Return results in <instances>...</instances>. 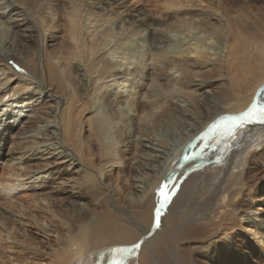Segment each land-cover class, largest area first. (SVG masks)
Returning <instances> with one entry per match:
<instances>
[{"label":"bare ground","instance_id":"1","mask_svg":"<svg viewBox=\"0 0 264 264\" xmlns=\"http://www.w3.org/2000/svg\"><path fill=\"white\" fill-rule=\"evenodd\" d=\"M119 1L86 0L90 24L80 30L76 2H69L68 12L56 0L29 5L0 0V23L12 39L6 55H0V160L6 157L5 166L10 164L7 172L0 171V264H88L91 256L92 264H110L108 249L132 242L141 243L142 254L137 249L128 264H175L164 250L166 240H191L201 231L228 236L221 213L230 223L244 212L243 218L264 234V219L243 207L254 201L249 180L264 166V147L252 156L248 176L239 185L227 184L243 158L264 143V126H245L234 138L212 142L213 134L202 139L216 118L246 109L264 88V14L240 19L228 0H210L204 8L198 0H164V10H176L175 16L149 19L115 11ZM246 18L256 27L245 29ZM190 25L203 37L191 36ZM58 27L70 42L57 39ZM20 31H30L22 35L35 37L38 50L24 52ZM120 31L130 33L120 37ZM182 35L190 40L179 39ZM130 40L147 48L144 54L124 47ZM99 102L106 109L102 122L82 119L86 107ZM161 107L154 122L144 115ZM187 126L193 131L190 141L170 158L162 175L139 165L140 157L155 153L151 137L159 128ZM109 135L116 140L111 148ZM199 180L202 187L193 189ZM165 182L172 199L156 227L157 192ZM27 186L46 187L28 203L31 207L16 194ZM255 190L264 199V184ZM111 191H116L114 198ZM64 194L70 198L58 199ZM55 201L76 208L59 219L52 209L50 216L35 212L43 202L51 208ZM97 201L98 208L103 206L97 217L81 205ZM62 220L68 230L64 236L53 228Z\"/></svg>","mask_w":264,"mask_h":264},{"label":"rangeland","instance_id":"2","mask_svg":"<svg viewBox=\"0 0 264 264\" xmlns=\"http://www.w3.org/2000/svg\"><path fill=\"white\" fill-rule=\"evenodd\" d=\"M19 1L23 2L26 5H29L31 2V0H19ZM56 1L61 3L68 12L71 11V4H69V2L72 1V2L78 3L79 4L78 16L81 19L80 30L87 27L86 26L87 24H90V22L88 23L87 20L85 19V14H86V9H87V5L85 4L86 0H56ZM88 1H92V0H88ZM212 1H220V0H212ZM228 1H229V3L232 4L233 8L235 7L234 8L235 11L233 13L235 15L240 14V15H237V17L240 16V17H238L240 19H243L245 16H249L247 18L253 19L254 15L260 16V15H262V13L264 14V11H262V10H264V0H228ZM13 2H16V0H13ZM209 2H210V0H198V1H196V4H198V5H200V7L204 8ZM164 3H165L164 0H120L116 5H114L113 8L115 11H120V13L125 12V11H126V13L132 12L136 16L140 15L141 17H145V18H149V19H163V16H165L166 14H171V16H175V12H177V11L171 10L169 13H167L164 10V7H165ZM244 3H245V6H244ZM123 6H126V7L123 8ZM189 8H190V6H188V8H183L182 11L187 10ZM239 10H241V11L244 10L245 13L241 14V13H239ZM259 11L261 14L259 13ZM179 15H181V14H179ZM60 17H61V15L58 16V18H60ZM182 18L184 19V17H182ZM247 18L243 21V23H245V26H243V27H245V29H248V30H250L252 28V26H254V28H255L256 25L254 23H252L251 21H249V19H247ZM62 19L65 20L66 18L62 17ZM172 20H174V19H171V21ZM70 21H71V19L69 18V22ZM46 22H48V21H46ZM129 27L130 26L128 25L127 28H129ZM189 28H190L191 36H195V37L202 36L203 37V35H198V33L200 31H199L197 26L190 25ZM91 29L92 30H89V32L92 31L91 33H93V28H91ZM131 29L132 28H130V30ZM22 33L30 34V31H20V39H21V42L23 45L24 52H34V51L38 50L37 39L33 36L24 37L22 35ZM127 33H130V32L120 31L121 35H119V36L124 37ZM54 35L57 36V39L63 40L65 42H70L69 38L64 36L63 30L61 27H58V29ZM176 35L180 36L179 33H176ZM89 38L90 37H88L87 40ZM109 39L111 40V38H109ZM179 39H184L185 41L190 40V38L185 36V35H182ZM11 42H12V39L8 35H6V33L4 32V26L0 23V55H6V53H7L6 47L9 46ZM111 42H112L111 43V48H112L111 50H113V48L116 47V45H115L116 42L114 40ZM192 42L194 43L195 41H192ZM211 42L214 43L215 40L213 39L212 41L208 42V44ZM124 47L130 48L131 51H134L137 55L144 54V52L147 49V48L146 49L143 48V45H139L134 40L127 41V43L125 44ZM74 92H75V90L73 89L72 93L74 94ZM123 108L125 111L127 110L126 113H128V107L125 105V106H123ZM90 109L93 111L92 114L89 113ZM163 109L164 108L161 107L159 109L154 110L153 112H150V110H147V112L144 115L146 116V118L149 121L154 122L156 120L157 115L159 116L163 112ZM105 110H106L105 104L103 102L92 103L90 106H87L86 109L84 110V114H83L82 119H85V120L100 119V121L102 122L103 119H102V117L100 118V116L105 112ZM131 114H133V113H130V115ZM174 122H176V121H174ZM192 134H193L192 127H189V126H187L185 128L184 127L177 128L176 130H172L171 128H169V129L159 128L153 134V137H151V138H154L156 140L157 147H156L155 153L153 155H143L142 157H140L139 158V165L143 168L149 169L153 173H156L158 175H162L164 167L168 164L170 158L173 155H176L178 153V151L181 149V147L190 141ZM112 137H113L112 135H109V138L106 140V144H109L108 148L113 147L114 142L116 141L115 138L114 137L112 138ZM101 139L102 140L105 139V136H103ZM213 141H214V138H213L212 142ZM263 147H264V143L261 144L259 146V148H257V149L255 148L250 155H247L243 158L241 166H240L241 167L240 170L237 172V174L235 176H233L231 179H229L227 181L228 185H232V186L236 185V184L239 185L241 183V181L245 177L248 176L247 169L250 166V163H252V156L256 153H259ZM108 148H106L105 150H107ZM218 148L212 149L211 152L217 150ZM263 153H264V151H263ZM7 160H8V158H6V157H3L0 160V171L7 172L9 165H10V164H8L7 166H5V161H7ZM2 162H3V164H1ZM132 165H133V167L135 166L134 163H132ZM219 167H220V165L209 168V171L213 170V169H217ZM126 169L129 170V169H131V167L129 166ZM257 171L255 174L252 173L253 176L250 175L251 178L249 180L250 181L249 182L250 187H251V189L249 191V193H250L249 196L252 199H254V201L249 203V205H247V206H246V201H245L243 204V207H245V209L248 208V210H252L255 213L257 212L261 216V219H264V199H262L263 198L262 195H257V191L255 190V188L258 185L264 184V181H263L264 180V177H263L264 176V166L258 168ZM257 177H259V178H257ZM5 178H8V177L4 176L3 179H5ZM257 179H260V180L255 182V180H257ZM252 181H254L253 183H255V185L252 183ZM202 184H203V181L199 180V181L192 184V186H193L192 188L194 189L196 186L202 187ZM211 184H212V182H208V185L205 186V190L208 187H210ZM126 187L128 188L129 186H124V188H126ZM43 188H46V187L45 186L44 187H42V186H36V187L27 186V187L21 189L16 194H19L18 197L23 200L25 205H28V203L32 202L36 196H38L39 194H42L41 190ZM251 190H254V192ZM117 193H118V195H120V203L125 204V202H126V201H124L125 199L121 198L122 195L118 191H117ZM254 193H256V194H254ZM110 195L114 198L116 195V191H113L112 194H110ZM62 198H70V194H64V195L58 197V199H62ZM121 200L124 202H122ZM255 201H257L259 203L258 206L255 203ZM98 202L99 201H97L95 203L81 202V205L84 208V210L86 211V213L91 214V212H94V214H95L94 216L97 217L100 214H102L101 211L103 210L101 208L103 206L98 208V204H97ZM57 203L58 202L55 201L54 204L50 205L52 207L49 208L47 203L43 202L41 205V207H42L41 209L35 210V208H33L32 210L33 211L35 210L36 213H40L41 215L50 216L49 214L52 213V211L50 209H52L54 212H56L54 215L59 219L60 214H63L66 217H68V214H71L73 209L76 208L72 205H68L66 207H60V204H57ZM122 204H121V206H122ZM29 206L31 207V205H28V207ZM117 206H118V203H117ZM127 206L128 205H126L125 207H127ZM119 207H120V205H119ZM187 208H191V207L189 206ZM193 208H196V207H193ZM100 209H102V210L100 211ZM224 210L226 212H229L230 208L228 207V203H226L224 205ZM164 211H165V209H164ZM47 212H49V213H47ZM214 212H217V211L215 210ZM96 213H97V215H96ZM84 215H87V214L82 213L81 217H83ZM244 215H245L244 212L241 213L240 217H238L236 219H234V218L231 219L233 221L230 220L231 221L230 223L226 222V219L228 217L227 214L221 213L219 215V221L221 222V225L223 228L222 230H226V233L228 234V236H224L221 233L201 231V232H198L196 237L191 239V240L178 241L176 238H170V239L166 240V242L163 245L164 250L170 255L172 262L175 264H264V234H262L258 229H256L254 227V225L251 224V222H249L247 219L243 218ZM215 220L216 219L212 220L211 222H209L206 225L207 226L212 225L213 222H215ZM63 221L64 220L60 221L59 225H53V228H55L56 230L59 229V231H61L59 233L62 236L66 235L68 232V230L65 231L67 226L62 225ZM80 224H81V221L78 220V226L77 227H79ZM45 225H46V223H44V226ZM221 225L219 226V228H221ZM77 227H76V229H77ZM26 229H30L32 231H36L37 233H39V230L34 229V228L26 227L25 230ZM21 230H24V229H21ZM26 234L27 233L23 232V231H21L19 233V235L21 237L25 236ZM35 236H37V238H38L39 235L35 234ZM27 238H28V236L26 235L25 239H27ZM38 240L40 242H42L41 239L38 238ZM227 242L229 243V245L226 244ZM42 245H44V244H41L40 246H42ZM51 245H54V243H52ZM44 246H47V243H45ZM140 251H141V249L138 250V253L142 254V253H140ZM91 257L92 258L88 261V264H92L93 260L95 259L94 256H91ZM135 257H134L135 259H138V256H135ZM36 263L40 264L41 262H36Z\"/></svg>","mask_w":264,"mask_h":264},{"label":"snow or ice","instance_id":"3","mask_svg":"<svg viewBox=\"0 0 264 264\" xmlns=\"http://www.w3.org/2000/svg\"><path fill=\"white\" fill-rule=\"evenodd\" d=\"M20 71H23V69H20ZM256 95L258 99L250 103L246 109L235 114H225L216 118L203 134L202 139H207L213 134H215L214 139L234 138L237 130L245 126H264V88H261ZM157 195L160 199L158 207L155 208V224L156 227H159L161 212L172 199V189L169 188L168 183L165 182L159 186ZM140 247V242H132L126 246H114L108 249L110 264H128V257Z\"/></svg>","mask_w":264,"mask_h":264}]
</instances>
